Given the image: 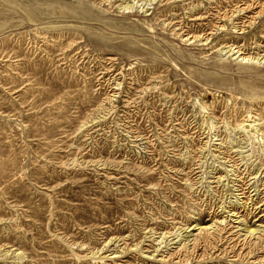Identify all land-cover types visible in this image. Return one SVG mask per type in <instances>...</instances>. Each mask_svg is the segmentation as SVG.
I'll use <instances>...</instances> for the list:
<instances>
[{
	"label": "rangeland",
	"instance_id": "1",
	"mask_svg": "<svg viewBox=\"0 0 264 264\" xmlns=\"http://www.w3.org/2000/svg\"><path fill=\"white\" fill-rule=\"evenodd\" d=\"M0 264H264V0H0Z\"/></svg>",
	"mask_w": 264,
	"mask_h": 264
}]
</instances>
